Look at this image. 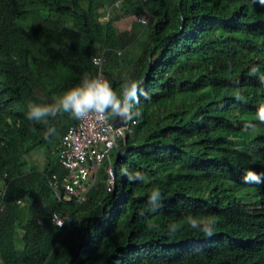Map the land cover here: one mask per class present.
Wrapping results in <instances>:
<instances>
[{
  "label": "trees",
  "instance_id": "obj_1",
  "mask_svg": "<svg viewBox=\"0 0 264 264\" xmlns=\"http://www.w3.org/2000/svg\"><path fill=\"white\" fill-rule=\"evenodd\" d=\"M116 1L0 0V264H264V5L123 0L115 10L149 16L127 34L116 14L103 19ZM100 55L117 92L128 76L148 99L113 149L112 187L101 172L85 202L60 200L56 148L76 120L61 113L45 126L27 119V105L51 104L99 72ZM40 147L46 167L28 168ZM136 172L147 179L130 181ZM189 215L215 217L214 234Z\"/></svg>",
  "mask_w": 264,
  "mask_h": 264
},
{
  "label": "clouds",
  "instance_id": "obj_2",
  "mask_svg": "<svg viewBox=\"0 0 264 264\" xmlns=\"http://www.w3.org/2000/svg\"><path fill=\"white\" fill-rule=\"evenodd\" d=\"M259 3L264 5V0H259ZM93 63H98L95 58H93ZM255 71L256 69H253V72ZM261 81L264 82V77H261ZM141 95H143L145 99H148L147 94L140 88V83L131 77L126 76L124 78L121 89L117 92L113 88L112 83L102 72H97L94 75L86 72L83 74L78 84L65 91L61 96L54 98L55 103L41 104L30 101L27 105V119L48 126L50 117L55 118L58 114L68 113L75 120H83L90 116H94L96 120L105 123L115 119L120 122L121 126H124L129 122L142 118L143 110L141 107H138L141 103ZM258 118L260 122L264 123V105L259 109ZM245 130H247V125L245 126ZM32 131L35 132L36 129L33 128ZM55 132L56 130L54 127H48L46 134L54 135ZM146 179V176L140 172H136L134 175L129 174L130 181H144ZM245 179L246 181H259V177L251 172L247 174ZM112 185H110V187H112ZM160 199V190H154L149 200L152 212H156L159 207H162ZM140 215L144 216V212H141ZM187 220L192 228L201 230L205 236L211 237L214 234L215 217H207L203 220H198L189 215ZM146 224L149 230L153 228L159 229V226L154 224L150 219L146 220ZM178 228V224L169 225L168 234L170 236L175 235Z\"/></svg>",
  "mask_w": 264,
  "mask_h": 264
},
{
  "label": "built area",
  "instance_id": "obj_3",
  "mask_svg": "<svg viewBox=\"0 0 264 264\" xmlns=\"http://www.w3.org/2000/svg\"><path fill=\"white\" fill-rule=\"evenodd\" d=\"M122 4L123 0H118L114 4L115 8L103 9L105 11L103 19L109 20L114 15L115 9L120 8ZM137 21L147 24L149 16L141 15L137 17ZM94 58L98 62L95 64L99 72H102L104 56ZM124 129L116 128L112 120L105 123L96 120L94 116L76 120L67 128L57 146L59 163L64 168L65 174L62 178L54 174L51 179L60 200L85 202L90 191L97 184L105 162L108 164L106 184L109 186L113 184L111 156L118 138L124 136ZM54 221L59 227L65 223L63 217L59 215L55 216Z\"/></svg>",
  "mask_w": 264,
  "mask_h": 264
},
{
  "label": "rangeland",
  "instance_id": "obj_4",
  "mask_svg": "<svg viewBox=\"0 0 264 264\" xmlns=\"http://www.w3.org/2000/svg\"><path fill=\"white\" fill-rule=\"evenodd\" d=\"M114 14L118 16V21H117L118 27L122 31L127 32V34L132 33L133 31L132 27L135 21H137V17L139 13L130 14V13H127L125 9H120V10H115ZM133 48L135 51L139 50L138 42L133 43ZM53 103H55V100L51 104ZM47 157H48V148L40 147L28 153L25 159L28 163V168L44 169L46 167ZM101 172L106 173V165L103 164L100 174Z\"/></svg>",
  "mask_w": 264,
  "mask_h": 264
},
{
  "label": "water",
  "instance_id": "obj_5",
  "mask_svg": "<svg viewBox=\"0 0 264 264\" xmlns=\"http://www.w3.org/2000/svg\"><path fill=\"white\" fill-rule=\"evenodd\" d=\"M112 121H113V124L115 125V127L118 128V129L125 128V127H127V125H128V124H127V125L121 126V124H120L119 121H117V120H115V119H113Z\"/></svg>",
  "mask_w": 264,
  "mask_h": 264
}]
</instances>
